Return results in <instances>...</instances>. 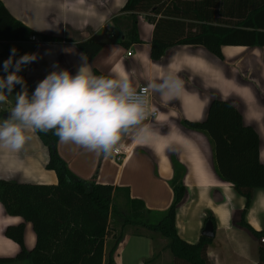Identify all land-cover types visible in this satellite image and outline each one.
I'll use <instances>...</instances> for the list:
<instances>
[{
    "label": "crops",
    "instance_id": "obj_1",
    "mask_svg": "<svg viewBox=\"0 0 264 264\" xmlns=\"http://www.w3.org/2000/svg\"><path fill=\"white\" fill-rule=\"evenodd\" d=\"M125 0H1L6 9L25 25L41 33L57 35L61 40L35 39L17 41L20 56L35 53L36 60L23 65V78L37 84L50 72L67 69L75 75L83 63L95 74L113 76L127 73L134 85L160 83L171 77L181 82L175 92L149 88L150 105L157 110L154 118L142 122L147 131L133 129L117 145L122 154L115 159L96 155L74 144L56 142V151L77 177L110 184L111 206L108 227L118 228L128 198L140 199L156 220L172 199L171 159L183 166L181 182L184 193L174 209L176 234L186 242L197 240L206 213L214 219L212 240L206 247L210 264H256L258 239L239 223L242 219L251 229L264 232V187H254L248 204L229 182L216 173L211 147L199 130L183 123L200 121L211 99L231 101L240 111L241 120L254 128L258 137V158L264 171V46L222 45L221 58L202 45L176 44L158 59L149 56L152 23L137 16L138 41L127 46L120 43L123 34L112 18L119 14ZM118 27V28H117ZM101 41V48L86 58L75 41ZM126 51H130L126 55ZM7 54H0V78ZM86 58V60H85ZM97 75V74H95ZM98 76V75H97ZM12 99V98H11ZM7 100H9L7 98ZM0 108V123L12 108ZM20 151L0 145V178L20 182L54 184L52 169L46 168L47 150L36 133ZM22 218L7 214L0 203V256H12L18 245L7 238L6 225ZM35 235L24 221L23 244L33 246ZM152 253V244L144 235L125 233L112 254V264H143ZM102 258V263H103ZM166 251H160L148 264H170Z\"/></svg>",
    "mask_w": 264,
    "mask_h": 264
},
{
    "label": "trees",
    "instance_id": "obj_2",
    "mask_svg": "<svg viewBox=\"0 0 264 264\" xmlns=\"http://www.w3.org/2000/svg\"><path fill=\"white\" fill-rule=\"evenodd\" d=\"M119 12L112 23H121L123 46L139 40V14L152 23L149 56L153 60L176 44L202 45L218 58L222 45L264 46V0H125ZM34 34L44 41L61 40L57 35L37 32L25 25L0 0V54L10 56L15 47V63L20 53L14 43ZM75 46L90 58L102 42L87 38L75 41ZM23 71L22 65L18 73L22 78ZM23 80V87L17 85L21 91L26 88L30 97L32 85ZM183 123L207 137L216 173L244 196L246 206L252 188L264 187L254 128L242 122L239 109L231 101L220 98L210 100L202 120ZM36 134L47 150L44 166L55 172L57 180L54 184H39L0 178V203L4 211L22 218L4 228V235L18 245V251L12 256H0V264H112L116 245L127 232L150 239L152 253L143 264L151 263L160 251L167 252L170 264H210L205 251L212 235L200 232L197 240L190 243L175 232L174 209L184 193L181 182L184 169L177 160L171 159L172 199L159 217L149 220L150 212L142 201L128 198L122 222L111 229L108 217L117 211L110 203L112 185L75 176L56 151L59 138L52 131ZM24 221L31 224L35 235L29 249L23 244ZM206 222L213 232L214 219L210 213L205 214L202 229ZM239 223L257 237L256 264H264V244L259 241L264 232L251 229L242 219Z\"/></svg>",
    "mask_w": 264,
    "mask_h": 264
},
{
    "label": "clouds",
    "instance_id": "obj_3",
    "mask_svg": "<svg viewBox=\"0 0 264 264\" xmlns=\"http://www.w3.org/2000/svg\"><path fill=\"white\" fill-rule=\"evenodd\" d=\"M15 53L13 47L3 62L7 75L0 78V102L7 101L16 84L24 86L18 73L22 65L37 58L35 53H25L13 63ZM181 86L169 76L138 91L127 73L97 76L86 62L75 75L67 69L52 71L30 97L26 88L16 95L10 115L0 123V145L20 151L31 134L52 131L62 143L109 156L131 130L139 128L138 134L147 131V126H139L149 114L148 88L175 92Z\"/></svg>",
    "mask_w": 264,
    "mask_h": 264
},
{
    "label": "built area",
    "instance_id": "obj_4",
    "mask_svg": "<svg viewBox=\"0 0 264 264\" xmlns=\"http://www.w3.org/2000/svg\"><path fill=\"white\" fill-rule=\"evenodd\" d=\"M29 38L34 40L36 37H35V35H30ZM125 54L129 55L130 51H126ZM146 87H147L146 84H139V85H137V90L139 91L141 88H146ZM149 94L150 93H149V88H148V91H147V94H146L148 101L150 100L149 99V97H150ZM148 112H149V114H148L147 118L143 122H147V121L151 120L152 118H154V116L157 113V110L150 105V102L148 104ZM121 154H122V151L118 147H117V150L113 152V155L115 156V159H119ZM259 241L264 244V235H262L259 238Z\"/></svg>",
    "mask_w": 264,
    "mask_h": 264
},
{
    "label": "rangeland",
    "instance_id": "obj_5",
    "mask_svg": "<svg viewBox=\"0 0 264 264\" xmlns=\"http://www.w3.org/2000/svg\"><path fill=\"white\" fill-rule=\"evenodd\" d=\"M9 55H5L4 58L2 59H8ZM7 73H5L4 77H6ZM6 91V90H5ZM21 92V88L16 84L13 89H12V93L8 96V99L6 102H0V108H3V109H6L8 108L7 107V104L9 103V107L10 108H13L15 106V103H16V95L18 93ZM12 98V99H11ZM262 106L264 105V99L262 101Z\"/></svg>",
    "mask_w": 264,
    "mask_h": 264
},
{
    "label": "water",
    "instance_id": "obj_6",
    "mask_svg": "<svg viewBox=\"0 0 264 264\" xmlns=\"http://www.w3.org/2000/svg\"><path fill=\"white\" fill-rule=\"evenodd\" d=\"M201 232L204 233V234H207V235H212V232L210 230V224H209V222H206L204 224V227H203V229H202Z\"/></svg>",
    "mask_w": 264,
    "mask_h": 264
}]
</instances>
